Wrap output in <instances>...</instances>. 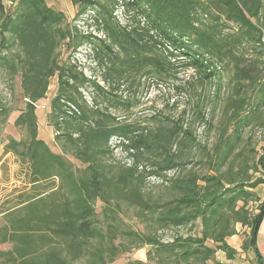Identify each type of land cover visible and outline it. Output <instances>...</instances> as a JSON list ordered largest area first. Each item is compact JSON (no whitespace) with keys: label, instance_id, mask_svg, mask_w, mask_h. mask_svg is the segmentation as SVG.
Returning a JSON list of instances; mask_svg holds the SVG:
<instances>
[{"label":"trees","instance_id":"trees-1","mask_svg":"<svg viewBox=\"0 0 264 264\" xmlns=\"http://www.w3.org/2000/svg\"><path fill=\"white\" fill-rule=\"evenodd\" d=\"M7 1L0 0V68L20 77L24 107L14 123L27 135L8 138L5 152L18 156L26 186L4 211L0 244L15 248L0 251V264H112L144 246L147 261L128 264H233L217 253L238 255L228 242L237 224L249 228L243 251L263 264L264 197L256 189L264 147L259 153L242 131L254 117L264 124V0H73L86 32L47 0ZM94 30L103 46L85 52L87 75L75 57L99 36ZM180 67L192 70L189 78ZM226 74L230 90L221 96ZM55 76L47 120L61 152L39 137L36 112ZM143 77L179 81V97L167 103L182 105L176 115L132 117ZM183 96L198 97L191 109ZM13 110L0 99L2 121ZM196 123L215 128L213 141L199 137ZM46 181L48 192H27Z\"/></svg>","mask_w":264,"mask_h":264},{"label":"rangeland","instance_id":"rangeland-1","mask_svg":"<svg viewBox=\"0 0 264 264\" xmlns=\"http://www.w3.org/2000/svg\"><path fill=\"white\" fill-rule=\"evenodd\" d=\"M48 4L52 7L62 10L67 18L68 21L72 22L74 25L77 26L78 31L86 32L88 30L86 24V16L79 17L78 16V6L73 3V0H47ZM118 17L120 19H124V12L120 8L118 11ZM80 33V32H79ZM93 34L99 35L93 38L92 45L83 46L78 52L76 53L75 61L82 66L84 72L87 75L91 74V70L89 68V63L86 61L85 52L94 50L98 47L101 49L103 43L99 40L98 37L103 38L104 34L102 32H97L94 30ZM64 51V58H66L69 54V51L65 50V45L63 46ZM179 61V60H178ZM94 65L95 63L92 62ZM180 77L187 79L192 74V70L179 68ZM229 75H224L221 79V91L220 95L225 96L227 95L230 87L228 86ZM179 83V81H158L152 80L150 77H143L141 79V86L138 88L136 92V97L141 101L140 105L135 108L133 112V116L135 118L143 119L148 118L151 114L163 112L164 114L168 115H176V113L181 109L182 105L179 107H173L171 105L167 106V103H172L173 99L179 97L178 89L174 88ZM57 89V76L52 77L50 81V85L47 91V96L44 99H41L36 105V112L38 116V135L40 138L44 139L50 147L55 152H61L59 145L55 142V129L48 124L47 114L50 111V104L51 99L56 93ZM206 109L211 114L212 108L214 107V103L211 100L212 92L209 87L201 89ZM214 89L212 88V91ZM86 97L90 100V95L88 92H85ZM198 97H192L190 100L186 97H182L183 104L187 103L190 108V105L195 104ZM0 99H7L10 100L11 105L17 108V110H13L10 112L9 116L6 118L5 121H2L0 118V227L7 223V219L5 218L4 211L14 207L18 203V194L20 191L24 189L26 178L23 171V165L21 164L17 155L13 152H5V145L7 143L8 138L11 136L16 139H21L27 135V131L21 127L16 126L15 119L20 113L22 107H24V102L22 99V89H21V81L20 77L14 76L11 78L10 75L0 68ZM219 103L217 104L216 119L220 117V109L221 108ZM191 109V108H190ZM210 109V111H209ZM212 109V110H211ZM259 117L264 119V108H262ZM259 119L254 117L250 123L245 126L242 131V136L244 139L249 138L250 143L256 147L257 151L262 152L264 147V124H259ZM195 128L197 133L201 139L204 141H208L209 143L213 141L216 135L215 128L210 126H202L199 124H195ZM246 141V140H245ZM111 143L115 146V138H112ZM116 155L118 159L121 161H128V159L121 153L120 150L116 149ZM174 171H170L169 174L173 175ZM148 181H155L154 178L148 179ZM150 184V183H149ZM50 182H44L41 187L36 191L32 189H28L27 192H34L36 194L39 192H48ZM29 187V186H28ZM257 193L264 197V184H260L257 187ZM25 191V190H24ZM26 192V191H25ZM38 192V193H39ZM251 206H255L256 203H250ZM241 224H237L239 227ZM198 230L199 227L195 226L192 229V232ZM242 230V225H241ZM182 232H190L187 228H181ZM168 232V233H167ZM166 237L171 235L172 231H167ZM15 242L7 241L0 244V251L7 252L14 250ZM150 249V246H144L141 248H134L129 252L122 254L117 261L112 264H128L131 260L139 259L143 261H147V251ZM218 259L223 261L224 253L219 251L217 253ZM4 255L0 254V261L4 259ZM80 263V262H79ZM77 263V264H79ZM82 264V263H80Z\"/></svg>","mask_w":264,"mask_h":264},{"label":"crops","instance_id":"crops-1","mask_svg":"<svg viewBox=\"0 0 264 264\" xmlns=\"http://www.w3.org/2000/svg\"><path fill=\"white\" fill-rule=\"evenodd\" d=\"M249 232V228L243 227L241 230V225L237 227V233L228 238V242L230 245L238 251V255L233 260H227L224 254L222 258L223 261L230 262L233 264H254L256 255L252 249L248 251H243L242 245L243 241L246 238L247 233ZM257 244L260 253L264 256V218L261 222L258 236H257ZM264 264V263H263Z\"/></svg>","mask_w":264,"mask_h":264},{"label":"built area","instance_id":"built-area-1","mask_svg":"<svg viewBox=\"0 0 264 264\" xmlns=\"http://www.w3.org/2000/svg\"><path fill=\"white\" fill-rule=\"evenodd\" d=\"M7 3H8L9 6L15 5V3L12 0H8Z\"/></svg>","mask_w":264,"mask_h":264}]
</instances>
